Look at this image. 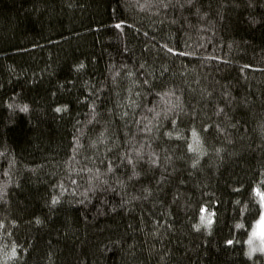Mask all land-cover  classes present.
Here are the masks:
<instances>
[{
    "label": "trees",
    "instance_id": "trees-1",
    "mask_svg": "<svg viewBox=\"0 0 264 264\" xmlns=\"http://www.w3.org/2000/svg\"><path fill=\"white\" fill-rule=\"evenodd\" d=\"M256 189L264 0H0V264H264Z\"/></svg>",
    "mask_w": 264,
    "mask_h": 264
},
{
    "label": "snow or ice",
    "instance_id": "snow-or-ice-1",
    "mask_svg": "<svg viewBox=\"0 0 264 264\" xmlns=\"http://www.w3.org/2000/svg\"><path fill=\"white\" fill-rule=\"evenodd\" d=\"M117 27H120V25H117ZM169 51H172V49H168ZM180 55H184V53H179ZM28 108H27V105H25L21 111H27ZM57 112L61 111L60 108H57L56 109ZM192 137L194 139V142L196 144H199V135L198 133L193 129L192 131ZM189 150L190 151H196L195 148H193V146L190 144L189 145ZM155 162V161H153ZM129 163H131V161H129ZM195 166V165H194ZM255 194L257 196L260 197V204H261V207L264 208V193L260 192L259 189H256L255 190ZM2 195L3 193L0 192V198H2ZM58 201L57 200H53V203H57ZM201 212L204 213V212H208V209L205 207V208H202L201 209ZM212 213H209L207 217H205L204 215H201V223L195 225L196 227V230L199 231L201 227H207V228H210L211 227V224L213 223L212 221ZM261 220L264 221V216H261ZM0 227H2V225H0ZM237 227H242V225H237ZM256 239H259L260 240V244L259 246H256L254 245V241ZM229 244H232V241H228ZM247 245H248V251L245 253L249 259H251L257 252H260L261 254H264V235H261L260 237H257V234L255 232V230H253V232L251 233L249 239L246 241ZM16 254V248L15 246H13V249H12V255L15 256Z\"/></svg>",
    "mask_w": 264,
    "mask_h": 264
},
{
    "label": "rangeland",
    "instance_id": "rangeland-1",
    "mask_svg": "<svg viewBox=\"0 0 264 264\" xmlns=\"http://www.w3.org/2000/svg\"><path fill=\"white\" fill-rule=\"evenodd\" d=\"M261 216H264V208H262ZM255 232L257 234V237H260L261 235H264V221L261 220V217L257 221ZM254 242H255V244H257V246H259V244H260V240L259 239H256Z\"/></svg>",
    "mask_w": 264,
    "mask_h": 264
}]
</instances>
